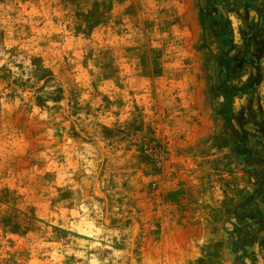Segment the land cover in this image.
Instances as JSON below:
<instances>
[{
	"label": "rangeland",
	"instance_id": "obj_1",
	"mask_svg": "<svg viewBox=\"0 0 264 264\" xmlns=\"http://www.w3.org/2000/svg\"><path fill=\"white\" fill-rule=\"evenodd\" d=\"M0 264H264V0H0Z\"/></svg>",
	"mask_w": 264,
	"mask_h": 264
},
{
	"label": "trees",
	"instance_id": "obj_2",
	"mask_svg": "<svg viewBox=\"0 0 264 264\" xmlns=\"http://www.w3.org/2000/svg\"><path fill=\"white\" fill-rule=\"evenodd\" d=\"M238 94V93H237Z\"/></svg>",
	"mask_w": 264,
	"mask_h": 264
}]
</instances>
